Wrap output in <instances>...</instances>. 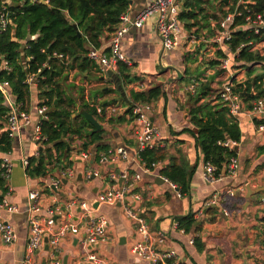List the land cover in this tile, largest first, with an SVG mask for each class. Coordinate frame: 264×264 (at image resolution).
I'll return each mask as SVG.
<instances>
[{"label": "crops", "instance_id": "1", "mask_svg": "<svg viewBox=\"0 0 264 264\" xmlns=\"http://www.w3.org/2000/svg\"><path fill=\"white\" fill-rule=\"evenodd\" d=\"M150 1L131 0L129 16L134 17ZM106 48L108 46L98 50L99 53ZM190 48L191 46L183 45L168 53L163 51L155 33L154 18L148 20L141 29H129L121 41V52L132 63L131 72L138 76L155 78L153 82L147 81L145 87L150 84L165 86V96L151 105L150 119L159 133L155 141L160 143L161 147L165 143L169 146L176 140L182 141L178 149L185 155L192 168L188 192L185 195L179 192L178 196L158 177V171L164 165L160 164V168L152 172L144 171L136 156L135 132L138 124L134 121L100 125L104 132L101 143L107 145L110 150L125 149L128 159L108 157L104 165L100 162L93 163L94 150L89 148L90 166L86 165L88 162L73 154L75 162L67 169L72 171L70 178H62L56 171L49 173L45 179L28 178L23 163L31 156H37L39 150L45 149L43 144L37 147L33 142L34 127L40 120L37 114L39 100L36 82L29 83L25 112L30 116V123L11 136V151L8 154H0V159H8L11 162L7 181L8 193L2 198L17 208L15 212L0 208V220L10 224L17 236L16 241L10 245L3 243L0 238V264H22L28 236L27 208L30 192L38 194L42 207L41 213L36 216L44 217V208L55 206L63 209L72 198L87 201L92 206L94 200L98 199V195L109 184L110 175H114L120 185L133 183V192L140 197L136 207L140 209L141 216L152 233H161L164 237L159 250L174 251L179 264H264V133L257 130L255 121L249 116L241 115L237 118L241 136L235 148L239 163L236 177L222 179L213 185L203 182L202 154L191 134L185 132L192 130L188 119V91L190 87H194L192 83H195V80L187 83L186 74L193 73L202 65L199 81L214 86L216 83L213 77L216 70L203 65L201 58H198L201 64H190L187 60V56L192 53ZM94 64L100 70L99 65L96 62ZM102 77V74L94 69L89 70L86 75L74 69L60 80L64 96L74 101L75 114L83 110V103L91 109L100 110L101 104L108 101H117V104L104 108L107 116L116 117L108 114L111 108L116 109L117 115L126 111L127 107L118 103L120 94H99L98 89H114V85L106 77L101 79ZM218 77L216 82L220 79ZM162 79L165 80L161 81ZM6 92L9 96L5 102L9 107L15 101L8 87ZM171 152H174L173 148ZM87 172H96L98 176L88 179ZM136 175L139 176L138 180H135ZM51 178L60 180L57 189L47 188ZM228 190L233 191L235 196L228 198ZM215 195L220 197V202L212 206L215 215L211 216L207 214L209 208L206 204ZM131 206H134L133 203ZM95 208L108 223L107 241L97 249L104 264H143L130 253L140 236L134 225L123 216L121 206L100 205ZM222 210L227 214L224 215ZM77 213L78 209L72 211L74 215ZM189 215H192L197 223H203L199 233H185L179 229L176 220ZM62 220L57 217V224ZM84 237L85 231L81 230L78 235H68L65 238L60 248L62 264L64 259L67 264H89L83 261L79 252V245ZM191 239L193 244H190ZM44 248L45 246L35 255V263L45 264L47 251Z\"/></svg>", "mask_w": 264, "mask_h": 264}, {"label": "trees", "instance_id": "2", "mask_svg": "<svg viewBox=\"0 0 264 264\" xmlns=\"http://www.w3.org/2000/svg\"><path fill=\"white\" fill-rule=\"evenodd\" d=\"M40 4H32L29 0H0V9L5 7L9 12L11 25L0 30V84H6L14 97L19 110H27L29 86L27 79L35 77L38 91L39 107L45 106L46 119L40 121L41 134L45 138L43 151L27 160L24 169L30 179H45L49 173L56 171L64 173L74 164L73 154L94 150L93 163H98L100 154L108 155L109 147L101 143L103 130L94 133L93 126L82 116H73L74 101L65 97L60 87V80L69 71L76 69L82 75L96 68L88 54L91 50H101L107 46L113 37L120 15L125 13L131 0H44ZM179 19L184 30L194 38L202 40L199 46L187 56L190 64H201L198 55L201 50L208 52V47L214 54V59L202 63L209 69H218L219 59L223 57L220 51L208 41L218 30V23L235 11L240 13L234 19L231 40L228 49L235 52L233 62L244 68L246 79L237 81V75L228 78L234 91L241 95L245 103L264 96V47L263 53L256 48L264 43V30L254 32L253 27L246 24L245 18L253 19L260 15L264 18V0H179ZM206 42V43H203ZM108 54V48L103 50ZM61 56V57H60ZM68 63L65 65V58ZM199 65L197 68L201 67ZM195 72V71H194ZM188 73L187 83L195 80L193 92L188 91V119L192 130L190 133L195 145L200 149L203 161L216 168V175L222 171L226 161L236 156L235 149H226L218 142L231 140L239 142L240 129L235 119L228 114L227 108L214 95L210 83L199 81L200 76ZM204 72V70H203ZM117 75L120 79L127 100L121 97L118 103L128 110L123 114L109 117L104 108L116 105L117 101L101 104V112L89 108L85 103L82 109L90 113L101 125L133 122L131 108L133 104L153 105L165 96V86L150 84L144 88L146 77L135 75L131 67L119 63ZM99 94L114 93L115 89H98ZM246 92L242 96L243 92ZM251 92L255 94L249 96ZM10 109L5 98L0 93V154H8L12 149V139L6 131V120ZM259 121H255L258 125ZM264 123V122H263ZM77 142L79 144H77ZM182 141L174 144L156 146L139 153L140 161L149 171H154L152 165H164L158 174L169 183L175 185L178 191L185 195L188 192L192 168L187 158L178 149ZM174 150L172 153L171 150ZM2 159H0V166ZM90 166L89 162L86 164ZM8 193L7 180L3 177L0 167V201ZM207 214L214 216L215 210L209 207ZM179 229L185 233H199L203 223H197L192 215L176 220ZM197 223V224H196ZM197 240V239H196Z\"/></svg>", "mask_w": 264, "mask_h": 264}, {"label": "built area", "instance_id": "3", "mask_svg": "<svg viewBox=\"0 0 264 264\" xmlns=\"http://www.w3.org/2000/svg\"><path fill=\"white\" fill-rule=\"evenodd\" d=\"M29 2L32 4L46 3L44 0H29ZM180 9V4L176 0H151L150 3L134 17H130L127 10L120 15L119 25L107 44L108 54L99 53L98 50H91L88 57L99 65L102 76H105L107 71L117 73V66L119 63L131 67V61L124 57L121 52V41L129 29H141L148 20L152 18H154L155 33L163 51L168 53L183 45L191 46L193 44L197 45V43L200 44L202 40H194V38L184 30L179 19ZM236 16H240V13L237 11L221 19L218 23V30L208 41V43L215 46V50L223 54V57L219 59L218 68L225 72L229 71L230 64L236 56V51L241 48L238 47L235 52H231L227 47L232 34L235 32L233 24ZM245 21L247 25L253 27L255 33H258L260 29L264 30V18L260 15L255 16L253 19L246 17ZM10 25L11 19L9 18V12L5 7H2L0 9V30H5ZM65 61L66 65L68 63L67 57ZM31 82H35L34 76L27 79L28 85ZM6 87V84H0V93L5 99L9 96L6 92ZM193 88L194 87H190L189 91L193 92ZM214 96L224 104L231 118L236 120L241 115L249 116L254 121L261 122L256 125V127L259 132L264 133V96L256 98L247 104L243 101L241 95L234 91L229 82H225L217 88ZM9 109L10 111L6 120V131L11 137L22 127L29 125L30 116L27 112L19 110L15 102L9 105ZM96 111L99 114L101 112V110ZM46 112L47 109L45 106L37 108V114L40 120L33 131V142L37 147L42 145L45 141V138L41 134L40 121L46 119ZM131 113L134 122L138 124V129L135 132L137 141L136 156L144 171L148 173L151 171L140 161L138 155L147 148L151 149L156 146H161L160 143L155 141L159 133L153 127L150 119L152 106L133 104ZM108 114L115 115L116 109L111 108ZM77 144L79 143L77 142ZM217 144L226 149H235L238 145L237 142L231 140L218 142ZM75 155L80 160L88 162L91 152H80ZM108 157H117L121 160L128 159L127 152L123 148L109 150L108 155L100 154L99 162L104 165L108 161ZM26 165L27 162H24L23 166L26 167ZM0 167L3 170V177L8 181L11 172V162L8 159H3ZM152 167H154V170H157L160 168V163L154 164ZM238 169L239 163L237 155L229 158L226 163L223 164L222 171L220 170V174L218 175H216V168L212 164L204 162L202 167V179L205 184L213 185L225 178H235ZM71 176L72 171L70 170L61 173L62 178H70ZM97 176L98 173L96 172L86 173L88 179ZM158 177L180 196L175 185L169 183L161 175H158ZM138 179L139 176L136 175L135 180ZM49 183L50 184L47 186L49 190L57 189L60 180L58 178H51ZM108 183L109 184L98 195V199H95L94 202H97V207L100 205L112 206L115 204L121 206L123 216L134 225L140 236V239L130 249V253L143 264H179L178 257L174 251L170 250L163 252L159 250V245L162 244L164 237L161 233H152L141 216L140 209L136 207L140 197L133 192V183L120 185L117 183V179L114 175L108 177ZM226 195L228 198L235 196L234 192L231 190H228ZM219 198L220 197L215 195L212 200L207 202L206 206L209 208L218 205L220 202ZM125 201L127 202L124 203ZM131 203H133L134 206H131ZM0 208L9 212H15L17 209L15 206L8 204L5 199L0 201ZM75 209H78L76 215L72 214V211H75ZM43 210L45 212L44 217L36 216V214L41 213L42 207L39 204L38 194L30 192L27 208L28 236L26 241V252L22 264H37L34 258L45 245V238L47 239L48 245L45 264H62L60 248L63 241L68 235H78L81 230L85 231V237L79 245V252L81 257H83V261L89 264H104V260L99 256L97 249L101 244L107 241L106 233L108 223L104 216L97 213V208H93L87 201H79L72 198L65 204L63 209L55 206H48ZM222 213L224 215L227 214L225 210H222ZM57 217L63 219L59 224H57L56 221ZM0 238L2 242L7 245L14 243L17 238L14 228L2 220H0ZM190 244H193V239L190 240Z\"/></svg>", "mask_w": 264, "mask_h": 264}, {"label": "rangeland", "instance_id": "4", "mask_svg": "<svg viewBox=\"0 0 264 264\" xmlns=\"http://www.w3.org/2000/svg\"><path fill=\"white\" fill-rule=\"evenodd\" d=\"M176 1H179V0H176ZM203 43H206V42L203 41ZM198 45H199L198 43H197V45H195V44L191 45L190 49H192V52L198 47ZM263 47H264V43L258 45L256 49L259 52L263 53V50H262ZM208 48H209L208 52L203 54V52H202L203 49H202L200 54L198 55V57L201 58V59H204V61L210 60V59L211 60L214 59V54H213V51L211 50V47L209 46ZM203 63H206V62H203ZM240 67H241L240 64L234 61V62H232L230 64L228 72L222 71V70H220V68L214 69V70H216V74L213 77V81L216 83V85L211 86L212 87V91H213L212 95H215L216 89L219 88L223 83L228 82L227 79L228 78H232L234 75H237V81H239V82L245 80L246 79L245 70H244V68H240ZM201 72H202V70L199 67L194 72V74L196 76H198V75L200 76ZM218 76H220V77H218ZM217 77H218V79L219 78L220 79L216 82L215 79ZM154 80H155V78H151V77L146 78V80L144 81L145 82L144 83V87L146 86L147 81H152L153 82ZM163 80H165V79H162L161 81H163Z\"/></svg>", "mask_w": 264, "mask_h": 264}, {"label": "water", "instance_id": "5", "mask_svg": "<svg viewBox=\"0 0 264 264\" xmlns=\"http://www.w3.org/2000/svg\"><path fill=\"white\" fill-rule=\"evenodd\" d=\"M104 77H106L107 80L114 85V89L120 94L121 98L124 99V101H126L127 100L126 94H125V92L123 90V87L121 85V82H120V79H119L118 75L115 74L113 71H107L105 73V76H103L101 79H103ZM245 94H246V92L244 91L242 93V96H244ZM254 94H255L254 92H251L248 95L249 96H253ZM127 110H128V108L126 109V111ZM77 115H82L93 126V128H94L93 132L94 133L101 131L100 124L97 122V120L90 113L82 110L78 114H75V116H77ZM248 198H249V196H248ZM126 202L127 201H125L124 203H126ZM92 206H94V208L97 207V202H94V204ZM44 244H45L44 245L45 246V248H44L45 251H48V245H47V239L46 238L44 239ZM63 264H67L66 259H64Z\"/></svg>", "mask_w": 264, "mask_h": 264}]
</instances>
